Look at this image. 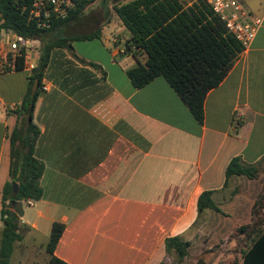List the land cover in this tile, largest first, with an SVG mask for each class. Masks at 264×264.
Returning a JSON list of instances; mask_svg holds the SVG:
<instances>
[{
    "label": "crops",
    "instance_id": "crops-1",
    "mask_svg": "<svg viewBox=\"0 0 264 264\" xmlns=\"http://www.w3.org/2000/svg\"><path fill=\"white\" fill-rule=\"evenodd\" d=\"M240 2L263 25L208 93L202 124L163 77L134 88L127 72L146 56L113 52V41L124 47L130 39L120 21L85 41L92 42L93 56L76 51L81 41L72 45L77 57L52 51L42 82L47 90L33 111L43 196L22 204V239L10 264H48L54 223L64 225L54 255L67 264H165L172 254L165 241L177 236L190 243L196 225L216 213L198 211L202 193L213 192L223 211L228 185L247 179L234 176L226 185L228 164L240 157L255 165L264 157V0ZM30 74L20 69L0 75L1 215L3 190L11 182L9 136L22 120ZM228 210V220L244 223V209L231 203ZM2 227L0 221V244Z\"/></svg>",
    "mask_w": 264,
    "mask_h": 264
},
{
    "label": "trees",
    "instance_id": "trees-1",
    "mask_svg": "<svg viewBox=\"0 0 264 264\" xmlns=\"http://www.w3.org/2000/svg\"><path fill=\"white\" fill-rule=\"evenodd\" d=\"M34 0H0V32L7 31L40 42V54L36 68L29 77L28 90L20 105L22 120L9 136L11 182L3 190L2 238L0 264H10L14 245L21 241L20 218L22 204L37 202L43 196L40 179L44 165L35 157V145L40 134L33 122V111L43 90L42 82L49 67L52 51L65 49L74 54L73 43L100 38V30L90 34L66 36L70 24L83 15L97 0H74L75 7L65 20L52 22L46 29L39 28L28 18ZM118 20L130 34L126 41L128 52L137 56L145 54L146 61L127 72L135 89H141L157 77H163L195 120L204 121L205 99L226 78L236 59L243 51L234 36L227 33L223 23L210 8L198 0L186 7L182 0H132L114 6ZM83 64L98 66L80 61ZM18 62V70L22 69ZM264 168V157L255 165L235 157L226 168V185L234 177L258 180ZM18 184V193H13V184ZM262 188L251 208V222L240 226L236 236L243 237L240 264H264V179ZM213 192L201 194L198 211L212 210L224 214L212 200ZM64 232V225L54 223L46 245L50 256L48 264H67L54 255ZM190 243L180 237L165 241L167 253H174L180 260L189 257ZM197 264H205V255ZM239 262H236L238 264Z\"/></svg>",
    "mask_w": 264,
    "mask_h": 264
},
{
    "label": "rangeland",
    "instance_id": "rangeland-1",
    "mask_svg": "<svg viewBox=\"0 0 264 264\" xmlns=\"http://www.w3.org/2000/svg\"><path fill=\"white\" fill-rule=\"evenodd\" d=\"M132 0H97L94 4L88 7L80 18L73 21L67 27L66 36L83 35L94 32L97 29L108 28L113 30L114 26L120 25L115 14L114 6L118 4H126ZM184 5L195 3L198 0H182ZM109 21V22H108ZM107 25V26H106ZM119 42V41H118ZM92 42H76L75 49L80 54L93 56L94 48L90 45ZM264 179V168L261 167L258 180H247L240 178L228 185V196H224L225 200L222 203L224 214H214V216L203 218L196 225L194 236L190 241L188 248L189 257L180 260L174 253L168 254L165 264H197V259L204 253L205 264H236L241 259V248L244 247L243 237L236 236L237 229L251 222V208L259 195ZM231 203L237 204L244 209L242 213L244 223L238 220H228L230 212L228 205ZM249 208V219H247L245 209Z\"/></svg>",
    "mask_w": 264,
    "mask_h": 264
},
{
    "label": "built area",
    "instance_id": "built-area-1",
    "mask_svg": "<svg viewBox=\"0 0 264 264\" xmlns=\"http://www.w3.org/2000/svg\"><path fill=\"white\" fill-rule=\"evenodd\" d=\"M223 23L227 33L235 37L246 52L254 42L263 25L260 17L252 15L240 0H202ZM75 7L74 0H34L28 12V18L39 28H49L54 21L65 20ZM118 40L112 42L113 52L124 55L128 51L116 46ZM241 53V54H242ZM40 54V42L27 39L7 31L0 32V75L17 71L18 62L32 73L36 68ZM240 54V55H241ZM43 91L47 87H42ZM2 222V215L0 214Z\"/></svg>",
    "mask_w": 264,
    "mask_h": 264
},
{
    "label": "water",
    "instance_id": "water-1",
    "mask_svg": "<svg viewBox=\"0 0 264 264\" xmlns=\"http://www.w3.org/2000/svg\"><path fill=\"white\" fill-rule=\"evenodd\" d=\"M13 193L17 194L18 193V184H13Z\"/></svg>",
    "mask_w": 264,
    "mask_h": 264
}]
</instances>
